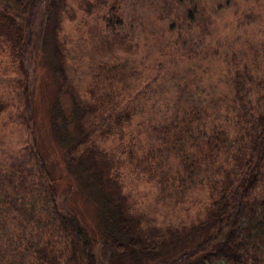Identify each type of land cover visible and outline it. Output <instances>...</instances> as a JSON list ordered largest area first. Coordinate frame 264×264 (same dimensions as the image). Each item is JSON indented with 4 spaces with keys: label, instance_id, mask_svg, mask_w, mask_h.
Segmentation results:
<instances>
[{
    "label": "rangeland",
    "instance_id": "obj_1",
    "mask_svg": "<svg viewBox=\"0 0 264 264\" xmlns=\"http://www.w3.org/2000/svg\"><path fill=\"white\" fill-rule=\"evenodd\" d=\"M96 1L112 3L42 0L35 12H26L21 27L26 29L27 23L32 33L22 65L13 62L10 50L0 47V166L18 157L24 144L32 145L46 161L61 206L76 212L99 239L96 204L79 173L68 168L50 114L57 97L61 102L70 99L60 95L55 66L65 68L69 85L90 105L89 90L100 95L113 82L112 77L100 80L96 70L109 56L106 61L114 66L115 77H125L124 82L113 83L114 88L124 89L117 102L90 118V144L96 157L110 164L130 213L145 231L173 238L196 229L192 239L157 260L171 261L211 233L208 225H200L212 203L208 183L194 185L183 197L160 200L157 184L127 163L126 148L146 145L151 117L168 119L186 103L205 109V128L227 129L247 140L244 133L264 106V0H181L171 7L166 3L172 1L165 0H120L116 11L123 18L118 27L122 40L111 44L108 52L102 44L103 32L109 31L106 7L96 8ZM20 78L22 86L16 84ZM23 88L29 92L27 108L20 95ZM113 103L118 118L111 111ZM128 105L132 112H126ZM243 147L235 144L231 154L221 155L209 175L222 181L230 172L234 181L238 166L233 158L242 155ZM251 195L264 196V182ZM95 254L101 259L100 244Z\"/></svg>",
    "mask_w": 264,
    "mask_h": 264
},
{
    "label": "trees",
    "instance_id": "obj_2",
    "mask_svg": "<svg viewBox=\"0 0 264 264\" xmlns=\"http://www.w3.org/2000/svg\"><path fill=\"white\" fill-rule=\"evenodd\" d=\"M41 1L0 0V47L10 50L13 62L19 65L32 33L27 23L26 29L21 27V20L26 12H35ZM111 1L110 5L98 1L94 5L106 7L105 29L109 31L103 32L102 44L107 52L113 48L111 44L122 40L118 27L123 18L116 11L120 0ZM168 1H172L166 3L171 7L181 0ZM54 57L61 66L56 48ZM106 60L100 61L96 70L100 80L112 77L113 82L100 95L89 90V106L69 85L65 68L55 66L53 70L61 80L60 95H69L70 99L61 102L57 97L50 114L51 128L64 148L68 168L79 173L96 204L99 239L76 212L61 206L46 161L32 145L24 144L18 157L0 166V264H264V196L251 195L255 186L264 182V106L244 133L248 142L227 129L205 128V109L186 103L180 104L168 119L151 117L146 145L127 146V163L157 184L158 199L183 197L204 180L210 190L212 203L200 225H208L211 233L178 252L174 260L157 261L173 246L192 239L196 229L173 238L145 231L130 213L119 184L112 178L110 164L96 157L90 144V118L105 110L106 104L117 102L124 87L116 89L113 83L125 81V77H115L114 66L109 67L111 62ZM22 80L17 79L16 84L22 86ZM20 95L27 108L28 89L23 88ZM113 104L114 114L118 107ZM126 109L132 112L129 105ZM235 144H244L242 155L232 157L238 166L235 180L230 172L222 181L209 175L210 169L220 163L219 157L231 154ZM99 244L101 259L95 254Z\"/></svg>",
    "mask_w": 264,
    "mask_h": 264
}]
</instances>
